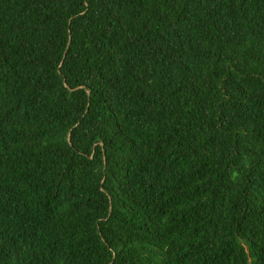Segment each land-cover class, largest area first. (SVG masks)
<instances>
[{
    "label": "trees",
    "instance_id": "1",
    "mask_svg": "<svg viewBox=\"0 0 264 264\" xmlns=\"http://www.w3.org/2000/svg\"><path fill=\"white\" fill-rule=\"evenodd\" d=\"M0 264H264V0H0Z\"/></svg>",
    "mask_w": 264,
    "mask_h": 264
}]
</instances>
